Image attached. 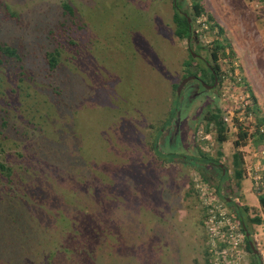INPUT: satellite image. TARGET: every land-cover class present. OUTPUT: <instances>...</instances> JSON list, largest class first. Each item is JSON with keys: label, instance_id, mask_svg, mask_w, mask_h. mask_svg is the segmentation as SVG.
<instances>
[{"label": "rangeland", "instance_id": "rangeland-1", "mask_svg": "<svg viewBox=\"0 0 264 264\" xmlns=\"http://www.w3.org/2000/svg\"><path fill=\"white\" fill-rule=\"evenodd\" d=\"M175 1L192 20V0H0V41L22 51L21 77L34 85L19 89L18 65L1 67L0 161L12 174L0 172V264H264V221L251 220L264 219V142L252 135L256 116L245 114L255 95L264 118V3L203 0L223 34L203 17L181 40ZM61 25L76 44L51 73L45 54ZM224 38L221 84L208 88L194 70L205 81H188L179 95L187 73L172 56L191 49L207 70ZM217 109L224 142L207 119ZM210 203L227 220L207 218ZM248 231L257 253L246 247Z\"/></svg>", "mask_w": 264, "mask_h": 264}, {"label": "trees", "instance_id": "trees-1", "mask_svg": "<svg viewBox=\"0 0 264 264\" xmlns=\"http://www.w3.org/2000/svg\"><path fill=\"white\" fill-rule=\"evenodd\" d=\"M260 1L262 3H264V0H260ZM179 7H180L179 2L175 1L174 8H175L176 12H175L174 17H173V22L175 24L176 36L179 39L183 40V39L189 38L191 33H192V30H194V29H191L193 23L191 24L188 21L189 20L188 18L190 16L189 15H188V17L183 16L182 13L179 10H177V8H179ZM64 8L66 9V11H68L70 13H74L73 7H71L68 3H64ZM192 11H193L192 12V22H195L199 18L206 17L205 24H207L210 31L212 33H214L215 30H218L219 36L223 34L224 28L221 25H219V23L216 22L214 16L210 12H208V10L206 9V5H205L203 0H192ZM74 23H77V21H74ZM50 36H51L52 41L54 40V42L51 43L53 48L46 52L45 60H46L47 66H48L47 67L48 71L52 73L55 70H57L58 68H60V66L64 60L65 49L69 48L70 47L69 45L75 46L76 42L74 41L73 38H71V37L68 38L69 35H68V30L66 28V25H61L60 28H58V30H56V31L51 30ZM226 40L227 39L224 38L222 40L217 39L215 41V46L212 49V58H213L214 62L216 63V65L210 66L209 69H207V70L204 69L202 66H199V64L196 61V58L193 55L192 50L190 49V45H189V49L191 52L188 53L185 57L183 56V57H177L176 58V56H172V64L174 66L177 59L182 60L181 65L184 66L183 70L185 73L188 74V75L186 74L185 76L188 77V76L192 75V72L194 70H197V72L198 71L201 72L204 75V78L206 79V81L209 82V77H211L213 80V79H215V74L216 75L218 74V76L220 74L221 69H220V65H219L218 60L220 59L221 54H226L227 46H231V43L226 41ZM23 60H24V54L22 53V51H20L19 48L14 47L7 42L0 41V69H1V67H4V66L9 67V66H13V65H14L13 69H15L16 65H18L17 73L21 77V75L23 76L24 73L26 72L25 68H24ZM17 80L18 79H16L15 81L17 82V87L19 89H23V86L25 84H26L27 88H30V87L32 88V86H34L31 82L30 83L26 82V79L24 77H21L20 80H18V81ZM174 86L177 87L178 84L175 83ZM35 87L37 89L42 88L43 91L48 95L51 94L47 91L48 87H46L45 85L35 83ZM57 89H58V87L54 86V90L52 89L51 92L56 93L58 91ZM1 94H4V89H3L2 80L0 79V95ZM252 98H253L252 104L246 105L247 107H246L245 114L247 116L249 114H250V116H251V114H254L256 116V118L258 120V125H257L256 130L252 133V135L259 141V143H261V142H264V131L261 130L260 125L263 124L264 118L261 117L259 114L260 107H259V104H258V101H257L255 95H253ZM175 110H176V107L174 108V110L172 108V110L170 111L171 117H172V114L174 113ZM168 119H164V121H163L164 124H163L162 128L165 127V125L167 123H169L170 119L169 120ZM207 119H208V122L213 125L212 130L214 129L218 132V134H217L218 141H220V142L226 141L227 138H226L225 133H224L226 131V127L223 124V121L221 118V109H217L214 112L211 111L207 115ZM147 128H149L151 135H153L155 137L154 133L156 134L157 137H155V138H157V140H158V137L162 134L161 128L155 127V124H152V123H150ZM207 130H209V128ZM239 134H240L242 139H246L248 137L247 131H244L242 129H240ZM157 140L155 142H151V140L149 139L148 142L150 144V149L155 151V153L157 154V157H158L157 159L160 160L159 156H162V153L158 148ZM236 144L239 146V145H241V142L236 141ZM201 152H202V155H204L203 157H204L205 161L210 160L211 162H213L216 165L217 161L215 160V158L210 157V154H208V153H204L203 151H201ZM219 155L221 156L222 153L220 152ZM240 155L241 154L239 152H236L237 160H239V159L242 160V157H241L242 155L241 156ZM220 171L223 172V169L221 167H220ZM0 172L2 174H5L7 177H11L12 166H10L9 164H6L3 161H0ZM244 172H245V168L242 166V164H240L239 162L236 161L233 173L235 175V178L238 179V185L241 184V180L243 178ZM223 176H224V174L221 175V177H223ZM202 179H203V177H202ZM205 179L208 181V178H205ZM205 179H203V180H205ZM192 184L194 185L195 183H193V181H192ZM218 189H220V186L217 187V190ZM206 190H208L207 187H206ZM197 191L200 194H202L201 191H199V190H197ZM207 193H209V191ZM257 196H258L260 206L264 212V191H259ZM244 208L246 209V211L250 210L249 206L245 205ZM209 209H210V206H206L204 209V212H206L207 217H208ZM251 220L257 224H261L264 221V219L261 215H256L255 217L251 218ZM241 222H242V224H244L245 227L248 228L246 221H244V218H242ZM242 231L245 232V228L243 227V225H242ZM248 233H249V231H248ZM245 238H246V243H247V245H246L247 249L253 253L254 250L251 247L250 238L247 235L245 236ZM219 246H220V248H224L227 246V244L224 242H221L219 244ZM209 264H211V263L209 262Z\"/></svg>", "mask_w": 264, "mask_h": 264}, {"label": "built area", "instance_id": "built-area-1", "mask_svg": "<svg viewBox=\"0 0 264 264\" xmlns=\"http://www.w3.org/2000/svg\"><path fill=\"white\" fill-rule=\"evenodd\" d=\"M202 184V183H201ZM201 191H204V195H206L207 191H206V187H204V185L202 186V190ZM212 203H210V205H207V206H210V209H209V213H208V217L207 218H213V222L214 221H217V222H222V220L226 219L227 220V214L226 212L224 213L223 211H221V209H219V211H215L211 205ZM211 212V213H210ZM224 228L226 227H223V230ZM234 233H237L235 230L234 231H231L229 233H227L226 235L229 236V238H233V237H237V235H234ZM230 242V241H229Z\"/></svg>", "mask_w": 264, "mask_h": 264}, {"label": "flooded vegetation", "instance_id": "flooded-vegetation-1", "mask_svg": "<svg viewBox=\"0 0 264 264\" xmlns=\"http://www.w3.org/2000/svg\"><path fill=\"white\" fill-rule=\"evenodd\" d=\"M182 14H184V13H182ZM187 14V13H186ZM188 15V14H187ZM186 15V16H187ZM189 19V22L191 23V18H188ZM191 29H192V27H191ZM192 37V33H191V35H190V37L189 38H187V39H190ZM196 81H198V83L199 84H202L205 80H202L201 78H196ZM209 85H208V88H210V87H218V85H220L221 84V82H220V77L218 76V74L216 75L215 74V79H213L212 80V78L211 77H209Z\"/></svg>", "mask_w": 264, "mask_h": 264}, {"label": "water", "instance_id": "water-1", "mask_svg": "<svg viewBox=\"0 0 264 264\" xmlns=\"http://www.w3.org/2000/svg\"><path fill=\"white\" fill-rule=\"evenodd\" d=\"M193 55H194V53H193ZM194 56H195V55H194ZM192 79H196V76H192V75H190V76L186 77V78L182 81V83L178 86V94H179V95H180V93H181V91H182L184 85H185L188 81H190V80H192ZM247 236L249 237V233H248V232H247ZM251 247H252V249L254 250V252L257 253V250L255 249V245H254L253 242H251Z\"/></svg>", "mask_w": 264, "mask_h": 264}]
</instances>
